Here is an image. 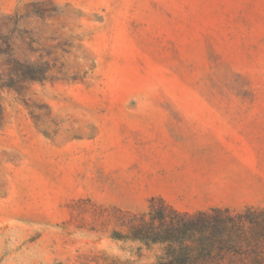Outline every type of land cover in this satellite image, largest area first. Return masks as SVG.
<instances>
[{
    "label": "rangeland",
    "instance_id": "374dc122",
    "mask_svg": "<svg viewBox=\"0 0 264 264\" xmlns=\"http://www.w3.org/2000/svg\"><path fill=\"white\" fill-rule=\"evenodd\" d=\"M214 120L247 133L241 196L171 206L264 209V0H0V264H128L95 212L145 211Z\"/></svg>",
    "mask_w": 264,
    "mask_h": 264
},
{
    "label": "trees",
    "instance_id": "16d2710c",
    "mask_svg": "<svg viewBox=\"0 0 264 264\" xmlns=\"http://www.w3.org/2000/svg\"><path fill=\"white\" fill-rule=\"evenodd\" d=\"M95 214L89 230L128 254V264H264V209L189 214L151 197L140 213L99 208Z\"/></svg>",
    "mask_w": 264,
    "mask_h": 264
},
{
    "label": "crops",
    "instance_id": "0c3cea01",
    "mask_svg": "<svg viewBox=\"0 0 264 264\" xmlns=\"http://www.w3.org/2000/svg\"><path fill=\"white\" fill-rule=\"evenodd\" d=\"M217 121L218 124L214 120V129L208 132L174 135L175 138L195 142V145L185 147L170 141L165 149L160 151L166 153L164 159L153 158L154 161L161 162H153L151 175L138 179L139 186L149 187L150 198L161 197L170 205L200 203L217 206L227 203L228 196H241L237 190L228 193L227 189L239 187L240 178L233 176V172H239V167L234 165L247 160L240 152L246 149L247 133L241 131L240 125L233 130L232 124ZM201 147H206V150L202 152ZM174 209L182 212L206 208Z\"/></svg>",
    "mask_w": 264,
    "mask_h": 264
}]
</instances>
